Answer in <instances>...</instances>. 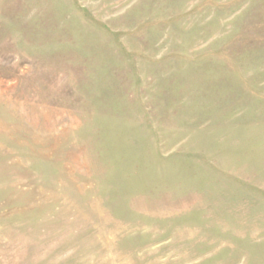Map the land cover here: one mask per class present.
<instances>
[{"label":"rangeland","instance_id":"1","mask_svg":"<svg viewBox=\"0 0 264 264\" xmlns=\"http://www.w3.org/2000/svg\"><path fill=\"white\" fill-rule=\"evenodd\" d=\"M0 264H264V0H0Z\"/></svg>","mask_w":264,"mask_h":264}]
</instances>
